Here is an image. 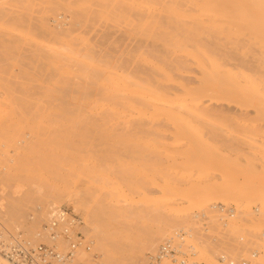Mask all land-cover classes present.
<instances>
[{"label":"rangeland","instance_id":"rangeland-1","mask_svg":"<svg viewBox=\"0 0 264 264\" xmlns=\"http://www.w3.org/2000/svg\"><path fill=\"white\" fill-rule=\"evenodd\" d=\"M251 6L0 0V233L30 238L60 208L78 220L81 264H104L101 243L147 264L167 241L180 255L162 264H264V15ZM213 206L234 211L226 228Z\"/></svg>","mask_w":264,"mask_h":264},{"label":"built area","instance_id":"built-area-1","mask_svg":"<svg viewBox=\"0 0 264 264\" xmlns=\"http://www.w3.org/2000/svg\"><path fill=\"white\" fill-rule=\"evenodd\" d=\"M78 226V220L61 209V212L55 213L52 223L44 226L45 235L50 239L48 244L28 245L19 233L11 235L7 241L0 237V260L6 264H81L77 259L78 250L82 249L85 243L81 235L75 232ZM176 237L181 239L179 234ZM61 245H65V250L60 248ZM177 250L167 241L160 247L156 256L149 258L147 264H162L164 260L177 262V255H180ZM224 260L220 259L221 262ZM180 264H184V261H180ZM238 264L250 263L240 261Z\"/></svg>","mask_w":264,"mask_h":264},{"label":"bare ground","instance_id":"bare-ground-1","mask_svg":"<svg viewBox=\"0 0 264 264\" xmlns=\"http://www.w3.org/2000/svg\"><path fill=\"white\" fill-rule=\"evenodd\" d=\"M191 1V0H190ZM201 1H203V0H201ZM213 1V0H212ZM215 1H218V0H215ZM243 1V0H242ZM247 2V1H246ZM191 4H192V2H190ZM189 3V1H188V4H190ZM216 3V2H215ZM195 4V3H194ZM197 4V3H196ZM214 4V3H213ZM249 4H251V5H253V6H251V7H256V8H260V10H262V12H263V15H264V0H249ZM139 6V5H138ZM194 6V5H193ZM197 6V5H196ZM244 6V5H243ZM245 7V6H244ZM198 9H200L199 7H197ZM214 13H215V15H214ZM217 13V14H216ZM221 13L218 11V12H213V15H214V17L216 16V15H218V16H220L221 17V15H220ZM217 17V16H216ZM70 46V45H69ZM68 46V48H70L71 49V47L72 46H70L69 47ZM76 49V48H75ZM68 50V49H67ZM73 52L75 51L74 49H73V47H72V49H71ZM61 51V50H60ZM71 51V55L72 56H75L76 58L78 57V55H77V53L75 54V52L76 51H78V50H76L75 52H74V54H73V52ZM67 52H69L70 53V51H67ZM79 53V52H78ZM70 55V56H71ZM77 55V56H76ZM84 57H87L86 59H87V61H89V59H91V58H89L88 59V56H86V55H83V58ZM79 58V57H78ZM82 59V56H81V58H79V59H76V60H81ZM86 59H83V61L82 62H87V61H84V60H86ZM74 61V62H76L77 64H78V62L79 61ZM82 62H79V63H81V64H79V65H83L82 64ZM88 65V64H87ZM86 65V66H87ZM83 66H85V65H83ZM91 68V67H90ZM94 68V67H93ZM92 68V69H93ZM97 68V69H96ZM98 68L99 67H95V71H94V73H93V75L92 76H95V78L94 79H96L97 77H98V75H100L99 77H101V75H102V73H103V71H101V67L99 68L100 69V71L101 72H97V70H98ZM69 70H71V69H69ZM69 70H66V71H68L69 72ZM102 70H106V68H103ZM63 71H65V70H63ZM72 71V70H71ZM70 71V72H71ZM99 71V70H98ZM108 71V70H107ZM107 71H104V73L105 72H107ZM73 72V71H72ZM78 72V71H77ZM81 72V71H80ZM80 72H79V74H80ZM108 72H110V71H108ZM64 73H66V72H64ZM96 73H98V75L96 74ZM101 73V74H100ZM111 73H112V71H111ZM111 73H109V74H111ZM66 74H68V73H66ZM106 74V73H105ZM103 75V76H105L106 77V75ZM114 74V73H113ZM70 75H74V76H71L72 77V80L74 79V78H76L78 75H76L75 73H69L68 74V78H70ZM76 76V77H75ZM82 76H83V74H82ZM92 76H89V78L91 77V78H93ZM112 76V75H111ZM115 76H116V79H114V80H116L117 81V83H119V81H118V77L117 76H121V75H117V74H115ZM79 77V76H78ZM77 77V79H80V78H82V77H80V78H78ZM84 77H86V75L84 74ZM83 77V78H84ZM124 77V76H123ZM82 78V79H83ZM86 78H88V77H86ZM86 78H84V81L86 80ZM90 78V79H91ZM110 78V77H109ZM121 78V77H120ZM82 79H80L79 80V82L80 81H83ZM98 79V78H97ZM124 79H126V77H124ZM124 79H120V80H123L124 81ZM128 79V78H127ZM70 80V79H69ZM76 80V79H75ZM110 80V79H109ZM111 80H113V77H112V79ZM86 81H88V79L86 80ZM85 81V82H86ZM127 81V80H126ZM125 81V82H126ZM79 82H74L73 81V83H78L76 86L77 87H80L81 89H80V91L82 92V87H84V86H87L88 84H87V82L86 83H84V82H81V83H79ZM111 82V81H110ZM114 82V85H112L111 84V86L113 87V86H115L116 84H115V81H113ZM83 83V84H82ZM99 83V82H98ZM112 83V82H111ZM122 83V82H121ZM128 83V82H127ZM135 83V82H134ZM80 84H82V85H84V86H78V85H80ZM87 84V85H86ZM102 84V83H101ZM125 84V83H124ZM124 84H122V85H124ZM136 84V83H135ZM107 87V86H106ZM112 87H110V88H112ZM66 88V87H65ZM67 88H69V87H67ZM115 88V87H114ZM114 88H113V90H114ZM128 88V87H127ZM79 89V88H78ZM86 88L84 87V89L83 90H85ZM118 89H120V91H121V89H122V87L120 88H118ZM118 89H115L116 91L118 90ZM105 90H107V89H105ZM114 90V91H115ZM129 90V89H128ZM108 91V90H107ZM107 91H105L104 93L107 95V94H109V93H106ZM113 92L112 91V89H111V92H113V94H112V97L114 96V94L115 93H117L118 94V97H117V95H116V97H114V98H111L110 100H104V101H110V103H112V99H116V100H118L117 101V104H119V97H122L121 95H123V93L122 92H120V93H118V92ZM119 91V90H118ZM122 93V94H121ZM119 94H121V95H119ZM123 97H124V95H123ZM122 97V98H123ZM118 98V99H117ZM124 99V98H123ZM84 101L86 100V99H83ZM125 100V99H124ZM127 101V100H126ZM86 102V101H85ZM90 102V101H89ZM107 102V104H109ZM113 102H115V100L113 101ZM122 102L124 103L125 101H121V104H122ZM128 102V101H127ZM126 103V102H125ZM129 103H131L130 101H129ZM102 104V103H101ZM107 104H106V106H107ZM110 105H113V103L112 104H110ZM125 105V104H124ZM131 105H133L132 103L130 104V108H131ZM113 106H115V104L113 105ZM121 106V105H120ZM129 106V105H128ZM127 106V107H128ZM101 107V109H102V111H104V109H103V105L102 106H100ZM105 108V107H104ZM107 108H109V110H111L110 108L111 107H106V109ZM113 108V107H112ZM135 107H133V109H134ZM100 108H99V110H101ZM114 110H115V113L114 114H112V110L111 111H108L107 110V112L108 113H110V114H112V115H114L115 116V114H117V107H116V109H115V107H114ZM113 110V111H114ZM122 110H118V112H121ZM118 115H120V114H117L116 116H118ZM184 191V196L187 198V200L190 202V203H194V202H197V197H198V194H197V190L195 191V189L194 188H192V186L190 187V188H186L185 190H183ZM211 211H213V212H218L219 214H220V216L219 217H221V215H222V219H224V221H222L221 223H222V226L223 227H225V224H226V219L228 218V217H230V216H233V210L232 209H226V210H224V209H222V208H220L219 206H216V207H211V208H209ZM51 211L48 213V216H49V218H48V220H47V222H46V224L45 225H43V226H41L40 228H39V230L37 229V231L36 232H34L33 233V229H32V234H28L30 231L29 230H27V229H25L26 231H24V234L25 235H32L30 238H26V237H23L24 239H26V243L28 244V245H31V246H37L39 243H41L40 241H44V242H42V243H45V244H48L49 243V240L50 239H48V237L45 235L46 233V231L44 230V226H46V225H50L51 223H52V220H53V218H54V215H55V213L57 212H61V209L60 208H53V209H50ZM30 220V219H29ZM205 220V219H204ZM220 220V219H219ZM221 221V220H220ZM0 227H1V225H0ZM168 227H170V226H168ZM81 228H83V227H81ZM226 228V227H225ZM19 228H17V230H18ZM31 230V229H30ZM17 232V231H16ZM16 232H14V233H8V232H2V233H0V237L1 238H3V239H6V241L7 240H9V238H10V236L11 235H15L16 234ZM27 234H26V233ZM30 232V233H31ZM165 233H166V231H165V229H159L158 231H157V233L155 234V235H152L151 237H149V238H146L145 239V241H144V243L142 244V251L143 252H151V251H153L155 248H156V246L160 243V241L164 238V236H165ZM84 234V233H83ZM39 235H42L41 237L39 236ZM47 238V239H46ZM28 239V240H27ZM47 243H46V242ZM60 242V241H59ZM59 242H58V244H59ZM100 246H99V251H101V255H102V257H103V259H104V264H132V262H118L117 261V256H120L119 254H121V252H122V249H120L121 247H118V246H113V245H110V244H108V243H101V244H99ZM163 246V245H162ZM161 247V246H160ZM160 247L158 248V250L160 249ZM158 250H157V253H158ZM124 251V250H123ZM178 251V250H177ZM179 252V251H178ZM84 253H85V251H84ZM157 253L155 254V256L157 255ZM254 254V253H253ZM81 256H86V255H84L83 253H82V255ZM83 257V258H84ZM221 258H224L223 256H220V258L219 259H221ZM78 259V258H77ZM134 259H136V258H133V260H132V258H131V261H133V263H134ZM1 261V260H0ZM3 262V261H2ZM5 263V262H4ZM86 263V262H85ZM6 264V263H5Z\"/></svg>","mask_w":264,"mask_h":264}]
</instances>
